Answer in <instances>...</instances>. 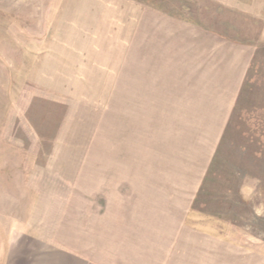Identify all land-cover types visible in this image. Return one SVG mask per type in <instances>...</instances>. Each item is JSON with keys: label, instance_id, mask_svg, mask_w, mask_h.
I'll use <instances>...</instances> for the list:
<instances>
[{"label": "crops", "instance_id": "0c3cea01", "mask_svg": "<svg viewBox=\"0 0 264 264\" xmlns=\"http://www.w3.org/2000/svg\"><path fill=\"white\" fill-rule=\"evenodd\" d=\"M76 5L60 13L63 24L44 38L38 89L63 109L57 137L79 122L87 130L82 136L107 130V161L93 163L107 176L93 177L98 190L90 196L103 203L109 238L106 248L94 245L86 253L45 250V261L228 264L207 261V216L193 207L203 179L180 177L178 170L188 151L194 155L188 162L196 161L199 145L209 167L212 144L218 145L243 89L242 48L235 44L229 55L219 37L129 0ZM207 129L213 131L208 148ZM104 148L91 145L90 152ZM181 151L184 157L176 158ZM171 153L176 156L168 161L164 155Z\"/></svg>", "mask_w": 264, "mask_h": 264}, {"label": "rangeland", "instance_id": "374dc122", "mask_svg": "<svg viewBox=\"0 0 264 264\" xmlns=\"http://www.w3.org/2000/svg\"><path fill=\"white\" fill-rule=\"evenodd\" d=\"M129 1L219 37L229 55L235 44L242 48L243 89L218 145L212 144L209 167L207 149L199 145L196 161L188 162L194 157L188 151L178 172L203 179L193 207L207 216V261L264 264V0ZM77 2L0 0V264H56L54 257L45 261V250L86 253L108 242L103 203L90 196L98 190L93 177L107 176L93 167L107 161V130L82 136L87 130L79 122L57 137L63 109L38 89L43 79L36 58L45 37ZM211 133L207 129V148ZM91 145L105 152H90Z\"/></svg>", "mask_w": 264, "mask_h": 264}]
</instances>
